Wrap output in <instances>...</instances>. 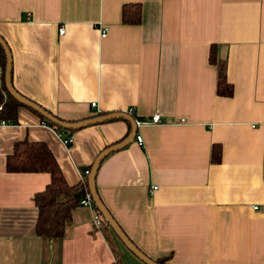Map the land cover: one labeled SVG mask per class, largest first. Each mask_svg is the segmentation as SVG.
<instances>
[{"label":"crops","instance_id":"crops-1","mask_svg":"<svg viewBox=\"0 0 264 264\" xmlns=\"http://www.w3.org/2000/svg\"><path fill=\"white\" fill-rule=\"evenodd\" d=\"M127 4H140L139 25L122 24ZM0 37L14 90L60 120L161 116L162 125L136 126L142 144L106 157L95 180L143 254L165 264H264V214L252 210L264 205V0H0ZM212 46L231 98L216 93ZM130 131L111 121L68 132L66 147L25 107L17 123L0 125V264H143L109 227H93L89 208L74 209L62 239L37 236L33 197L50 177L6 170L16 144L39 142L76 185Z\"/></svg>","mask_w":264,"mask_h":264},{"label":"trees","instance_id":"trees-1","mask_svg":"<svg viewBox=\"0 0 264 264\" xmlns=\"http://www.w3.org/2000/svg\"><path fill=\"white\" fill-rule=\"evenodd\" d=\"M121 21L124 25H139L141 22L140 4L124 5L121 12ZM209 62L217 69V95L231 98L233 87L227 80L226 62L217 59L215 46L210 49ZM5 63V55L0 47V67L2 69V74L0 75V121L15 124L17 123V110L23 106L19 105L6 92L4 79ZM30 111L36 114L32 110ZM38 117L48 127L64 134L62 129L49 123L39 115ZM212 161H220L219 146L213 145L212 147ZM6 170L8 173L15 174L49 175V184L42 192L35 194L33 197L37 210L35 231L39 237L62 239L71 225L74 209L79 207L80 200L88 191L87 182L86 184L80 182L76 185H68L48 147L43 143L29 142L27 140L15 145L12 155L6 159ZM95 211L97 212L96 209ZM102 221L104 226L109 227L103 218ZM156 262L165 264L164 259H159Z\"/></svg>","mask_w":264,"mask_h":264},{"label":"water","instance_id":"water-1","mask_svg":"<svg viewBox=\"0 0 264 264\" xmlns=\"http://www.w3.org/2000/svg\"><path fill=\"white\" fill-rule=\"evenodd\" d=\"M0 47L2 48L4 55H5V72H4V79H5V88L8 95L13 98L19 105L28 108L38 114L40 117L48 121L49 123L55 125L56 127L63 130L64 135L68 132L78 131L87 127L96 126L100 124H104L111 121L122 120L127 122L130 127L131 131L129 136L122 142L113 145L105 150H103L93 162L89 175L87 177V190L92 199L95 209L101 215V217L105 220L106 224L109 226L113 234L116 238L120 241V243L125 247V249L130 252L137 260L142 262L143 264H158L156 261L148 258L145 254H143L134 244L133 242L125 235L122 229L118 226L114 218L108 212L106 207L101 202L97 190H96V175L99 170V167L103 160L108 157L110 154L123 149L124 147L128 146L133 140L136 138L137 127L135 119L126 113H115L110 115H102L90 118L88 120L82 122H65L60 120L45 110H43L40 106L35 104L34 102L24 98L21 96L11 84V69H12V58L10 54V50L4 40L0 37Z\"/></svg>","mask_w":264,"mask_h":264},{"label":"built area","instance_id":"built-area-1","mask_svg":"<svg viewBox=\"0 0 264 264\" xmlns=\"http://www.w3.org/2000/svg\"><path fill=\"white\" fill-rule=\"evenodd\" d=\"M64 34V30L63 28H61V30L59 31V35H63ZM101 38H104L106 36V31H101ZM91 108L92 109H96V104L95 103H92L91 104ZM98 113V112H97ZM164 122L161 118V116H159L158 114L154 115V116H151L150 118H147L145 120H142V121H136V126H142V125H162ZM0 125H9V123H6L4 121H0ZM59 137L63 139V143L66 147H69L71 144H72V139L71 138H67L62 132H57ZM136 142L140 145L142 144V139L140 137H137L136 138ZM89 171L90 170H86L82 173V183L86 184L87 182V177L89 175ZM157 188L154 187L152 189V192L153 191H156ZM79 206L80 207H85V208H89L91 210L94 211V214H93V219H92V224H93V227L96 228V229H99L102 225H103V221H102V218L101 216L95 211V208H94V204L92 202V199L88 193V191H86V194L84 195V197L80 200V203H79ZM252 210L256 213H260V214H264V205L263 206H259V205H256V206H252Z\"/></svg>","mask_w":264,"mask_h":264}]
</instances>
